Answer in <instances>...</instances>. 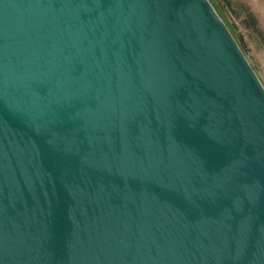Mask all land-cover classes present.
I'll return each instance as SVG.
<instances>
[{
  "label": "water",
  "instance_id": "95a60500",
  "mask_svg": "<svg viewBox=\"0 0 264 264\" xmlns=\"http://www.w3.org/2000/svg\"><path fill=\"white\" fill-rule=\"evenodd\" d=\"M0 264H264V87L208 0H0Z\"/></svg>",
  "mask_w": 264,
  "mask_h": 264
},
{
  "label": "rangeland",
  "instance_id": "374dc122",
  "mask_svg": "<svg viewBox=\"0 0 264 264\" xmlns=\"http://www.w3.org/2000/svg\"><path fill=\"white\" fill-rule=\"evenodd\" d=\"M234 39H240L243 54L264 87V45L260 36L241 23V6L254 14L264 36V0H208Z\"/></svg>",
  "mask_w": 264,
  "mask_h": 264
},
{
  "label": "trees",
  "instance_id": "16d2710c",
  "mask_svg": "<svg viewBox=\"0 0 264 264\" xmlns=\"http://www.w3.org/2000/svg\"><path fill=\"white\" fill-rule=\"evenodd\" d=\"M241 12L243 13V16L241 17V23L244 27L249 28L252 32H254L255 34H257V36L259 35L260 38L263 41V45H264V36H262L261 30L258 27V23H257V19L254 16V14L249 10V8H247L246 6L242 5L240 7ZM238 45V47L241 49L242 53H243V45H242V41L240 39H234Z\"/></svg>",
  "mask_w": 264,
  "mask_h": 264
},
{
  "label": "bare ground",
  "instance_id": "6f19581e",
  "mask_svg": "<svg viewBox=\"0 0 264 264\" xmlns=\"http://www.w3.org/2000/svg\"><path fill=\"white\" fill-rule=\"evenodd\" d=\"M262 85V84H261Z\"/></svg>",
  "mask_w": 264,
  "mask_h": 264
}]
</instances>
